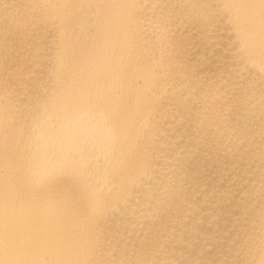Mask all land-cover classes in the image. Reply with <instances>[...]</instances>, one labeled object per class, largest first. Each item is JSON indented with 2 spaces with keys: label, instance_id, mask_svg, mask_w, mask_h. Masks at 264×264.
<instances>
[{
  "label": "bare ground",
  "instance_id": "6f19581e",
  "mask_svg": "<svg viewBox=\"0 0 264 264\" xmlns=\"http://www.w3.org/2000/svg\"><path fill=\"white\" fill-rule=\"evenodd\" d=\"M0 264H264V0H0Z\"/></svg>",
  "mask_w": 264,
  "mask_h": 264
}]
</instances>
